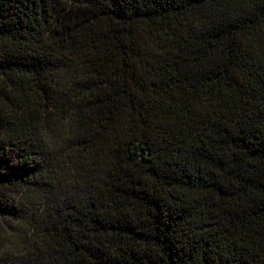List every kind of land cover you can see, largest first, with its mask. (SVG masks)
I'll return each instance as SVG.
<instances>
[{
	"label": "trees",
	"instance_id": "trees-1",
	"mask_svg": "<svg viewBox=\"0 0 264 264\" xmlns=\"http://www.w3.org/2000/svg\"><path fill=\"white\" fill-rule=\"evenodd\" d=\"M0 264H264V0H0Z\"/></svg>",
	"mask_w": 264,
	"mask_h": 264
}]
</instances>
